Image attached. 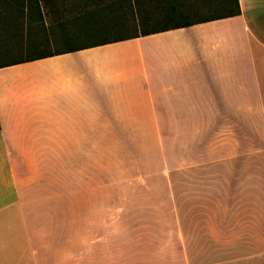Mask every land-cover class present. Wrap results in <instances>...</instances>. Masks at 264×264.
<instances>
[{
    "label": "crops",
    "instance_id": "1",
    "mask_svg": "<svg viewBox=\"0 0 264 264\" xmlns=\"http://www.w3.org/2000/svg\"><path fill=\"white\" fill-rule=\"evenodd\" d=\"M237 2L236 16L0 68V264H264V161L184 164L217 176L120 202L77 175L105 138L264 140V0Z\"/></svg>",
    "mask_w": 264,
    "mask_h": 264
},
{
    "label": "rangeland",
    "instance_id": "2",
    "mask_svg": "<svg viewBox=\"0 0 264 264\" xmlns=\"http://www.w3.org/2000/svg\"><path fill=\"white\" fill-rule=\"evenodd\" d=\"M83 6L85 7L82 8ZM225 7L224 0H137V3L132 5L125 0H92L87 5L82 2L74 5L72 0H58L46 7L42 5L41 20L35 16L34 7H28V17L18 21L10 17V9L7 11L5 6L0 4V17L9 16L6 20L1 19L4 22L0 21V47L10 44L12 47L16 44V38L21 36L26 46H35L28 49L30 52L53 53L65 49L69 44L76 46L87 41L89 35L81 31L86 24H103L108 37L130 36L139 30L150 29L149 26L157 29L205 19L212 16V12L215 15L220 14L221 9ZM78 13L81 15L75 17ZM164 13H169V16L165 17ZM65 35L69 43H63ZM138 38L107 44V47L123 45L129 40L136 43ZM19 51L22 52L23 49L4 52L7 58L0 57V63L18 56L21 54ZM136 61L137 56L134 57V62ZM169 128L167 122L164 132L168 134ZM219 139L199 135L105 138L106 142L99 148H108L110 151L83 153L81 169L77 175L96 178L98 190L108 187V191L113 192L115 199L120 202L124 195H134L135 199L146 194L161 195L165 193L162 183L170 177L180 179L186 176H217V168H180L184 164L235 159L234 155L240 151V159L264 161L262 138H257V141H254L255 138H240L237 151L230 138H222V147L219 149ZM209 186L216 189L217 183H210ZM258 187L259 192H264V181L259 182ZM146 198L147 196L143 199Z\"/></svg>",
    "mask_w": 264,
    "mask_h": 264
},
{
    "label": "trees",
    "instance_id": "3",
    "mask_svg": "<svg viewBox=\"0 0 264 264\" xmlns=\"http://www.w3.org/2000/svg\"><path fill=\"white\" fill-rule=\"evenodd\" d=\"M58 0H0V4H3L5 6V8L7 9V11L12 12V15L10 17H12L15 20L18 21H23L26 19V17H28L27 14V8L28 7H34V12H35V16H37V18L39 20H41L42 18V13H41V7L43 5V7L48 6L49 4L56 2ZM73 4L76 5L79 2H82L83 5H87V3H89L92 0H72ZM124 1V0H123ZM127 2L130 3V5L134 4L135 2L137 3V0H125ZM122 2V1H121ZM224 5L226 6L224 9H221V13L215 15V13H211L212 16H209L205 19H199V20H194L191 22H185V23H180V24H172L169 26H163L162 28H152L153 26H149L151 27L150 29H142L141 31H137L136 34L130 35V36H117V37H108V35L106 34L107 29H105L103 26V24H86L84 26V28L81 30L83 33H86L87 35H89V39H87V41L82 42L76 46H72V44H69L70 46H66L65 49L60 50L58 52H53V53H36V52H30L28 49H32L35 48L34 45L31 44H24V41H22V37L19 36L18 38H16V44L12 45L11 44L6 46L3 45L0 47V49L2 51H0V57L1 58H7V54H5L4 52L8 51V50H12V49H23V51H19L21 52V54H19L18 56H15L11 59L8 58V60H6L5 62H1L0 63V68L1 67H5V66H9V65H15V64H21V63H27V62H32V61H36V60H40V59H45L51 56H55V55H61V54H66V53H72V52H76V51H80V50H84V49H88V48H93V47H99V46H104L107 44H111V43H115V42H120V41H124V40H128V39H133V38H137V37H142V36H146V35H150V34H154V33H158V32H163V31H168V30H172V29H177V28H183V27H188L194 24H199V23H204V22H208V21H213V20H218V19H223V18H228V17H232V16H236L239 14V8H238V2L237 0H224ZM85 6H83L82 8H84ZM10 9V10H8ZM6 12V11H5ZM81 14H77L75 17L79 16ZM165 17L169 16V13H164ZM7 18H9V16H1L0 17V21L4 22L2 20H6ZM85 18V17H84ZM2 19V20H1ZM78 20V19H75ZM80 20V19H79ZM3 24V23H1ZM143 23H141V25H143ZM64 40V41H63ZM63 43H69L67 42V35H65V37H63ZM6 48V49H5ZM4 49V50H3ZM6 55V56H4Z\"/></svg>",
    "mask_w": 264,
    "mask_h": 264
}]
</instances>
